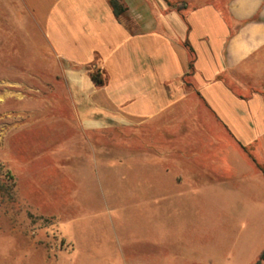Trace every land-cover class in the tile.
I'll return each instance as SVG.
<instances>
[{
  "label": "crops",
  "instance_id": "obj_1",
  "mask_svg": "<svg viewBox=\"0 0 264 264\" xmlns=\"http://www.w3.org/2000/svg\"><path fill=\"white\" fill-rule=\"evenodd\" d=\"M16 2L47 53L38 75H51L50 94L59 86L69 96L65 127L123 146L117 158L143 203L166 186L209 188L229 170V147L258 167L264 0Z\"/></svg>",
  "mask_w": 264,
  "mask_h": 264
},
{
  "label": "rangeland",
  "instance_id": "obj_2",
  "mask_svg": "<svg viewBox=\"0 0 264 264\" xmlns=\"http://www.w3.org/2000/svg\"><path fill=\"white\" fill-rule=\"evenodd\" d=\"M34 38L23 6L0 0V180L15 181L14 204L0 194V264H256L264 142L258 167L229 147V170L209 188L166 186L159 202L143 203L117 158L123 146L65 127L69 96L48 91Z\"/></svg>",
  "mask_w": 264,
  "mask_h": 264
},
{
  "label": "trees",
  "instance_id": "obj_3",
  "mask_svg": "<svg viewBox=\"0 0 264 264\" xmlns=\"http://www.w3.org/2000/svg\"><path fill=\"white\" fill-rule=\"evenodd\" d=\"M116 0H109L112 6H115ZM91 79L95 83V85L100 86L102 84L101 80L96 75H91ZM264 174V171H262ZM6 181L3 179L0 180V194L6 199L9 204L15 203V181L12 180V177L8 175V172L5 174ZM264 262V252L261 253L259 260L256 264H260Z\"/></svg>",
  "mask_w": 264,
  "mask_h": 264
}]
</instances>
